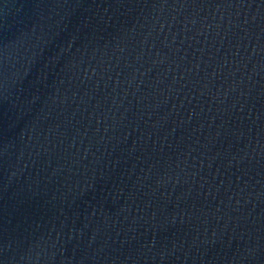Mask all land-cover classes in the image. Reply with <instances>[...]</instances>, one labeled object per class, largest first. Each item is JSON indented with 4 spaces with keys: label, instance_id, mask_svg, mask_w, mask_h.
Instances as JSON below:
<instances>
[{
    "label": "water",
    "instance_id": "obj_1",
    "mask_svg": "<svg viewBox=\"0 0 264 264\" xmlns=\"http://www.w3.org/2000/svg\"><path fill=\"white\" fill-rule=\"evenodd\" d=\"M0 264H264V0H0Z\"/></svg>",
    "mask_w": 264,
    "mask_h": 264
}]
</instances>
